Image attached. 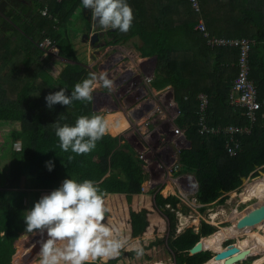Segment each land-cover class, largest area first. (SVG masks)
Segmentation results:
<instances>
[{
  "label": "trees",
  "instance_id": "obj_1",
  "mask_svg": "<svg viewBox=\"0 0 264 264\" xmlns=\"http://www.w3.org/2000/svg\"><path fill=\"white\" fill-rule=\"evenodd\" d=\"M7 1L0 0V119L20 122V130L14 135L24 149L22 153L14 149L12 156L24 162L27 181L25 189L19 190L23 196L17 203L0 194V264H5L6 256L15 253V240L26 232L24 216L39 200L41 192L54 190L66 178L78 182L92 180L103 196L112 193L108 172L114 171L117 188H126L127 180L128 190L123 195L128 205L130 234L132 237L143 235L149 227L150 210L133 209L131 203L133 196L142 190L144 161L120 135L109 131L89 154L62 151L54 124L74 126L82 115L99 114L93 110L92 101H73L68 107L54 104L51 109L46 104V95L61 88H66V94L70 95L74 85L91 74L79 63L84 57L82 42L71 40L74 34L88 33L92 25L83 12L82 0H19L16 7H11ZM127 3L134 14L131 29L127 33L105 31L110 37L105 43H124L137 37L140 44H136V48L140 55L155 56L154 74L149 82L155 89L167 85L172 88L178 109L174 123L189 141V147L181 150L180 159L194 172L195 198L201 204L199 210L204 211L208 204L222 203L227 192L238 189L242 176L255 177L264 169V108L258 111L250 133L238 136L241 148L235 155L226 152L223 134H200L197 99L200 91L208 96L205 114L209 125L249 124L244 110L229 102L231 83L237 72L232 64L236 50L210 48L205 44L194 29L198 16L188 0H127ZM200 4L201 16L211 33L255 39L249 52L250 77L257 86L259 99L264 101V0H200ZM44 7L48 8L49 16L41 14ZM45 37L55 41L58 56L76 62L57 61V72L48 69V57L38 46ZM69 156L74 158L69 161ZM48 162L53 165L51 171L46 166ZM20 171L21 168L13 166L7 176V187L15 186ZM263 185L264 173L245 188L258 190ZM154 201L167 218V246L173 253L174 263L214 262L213 259L207 262L213 256L210 248L194 254H190L189 249L201 237L213 234L217 227L201 219L196 231L189 226L176 233L175 210H181L180 198L158 192ZM182 210L186 212L187 207L182 206ZM259 216L264 217V214ZM245 229L260 233L254 228ZM159 241L142 244L140 249L144 252ZM232 242L228 239L224 245ZM212 248L219 250L215 245ZM129 252L121 250L119 256L104 264H117L123 254ZM254 258L249 256L235 264H247ZM263 260L264 254L253 264Z\"/></svg>",
  "mask_w": 264,
  "mask_h": 264
},
{
  "label": "rangeland",
  "instance_id": "obj_2",
  "mask_svg": "<svg viewBox=\"0 0 264 264\" xmlns=\"http://www.w3.org/2000/svg\"><path fill=\"white\" fill-rule=\"evenodd\" d=\"M17 2L19 0L7 1L11 7H16ZM83 12L87 14L88 8L83 9ZM90 21L92 23L91 31L74 34L71 38L72 41L82 42L84 57L79 63L84 65L91 74L99 77L100 74L106 73L108 78L114 81V90L109 91L104 87H98L93 92L92 108L99 115H103L109 131H116L118 128L122 132L120 136L123 140L131 144L144 161L145 178L142 182V190L139 195L133 196L131 207L133 209L146 207L150 210L148 230L141 236L132 237L127 222L128 205H126L123 195L128 190V186L117 188L114 183V171H110L107 175L112 181V193L103 196L105 207L108 210L104 223L118 229L120 234L128 239V244L122 249L126 252L135 250L136 247L140 248L142 244H148L152 240H160L139 255L137 253L130 254V252L123 254L117 264H175L173 253L167 246V218L154 201L155 194L158 192L164 196L169 194L178 196L181 200L179 203L181 210H175L176 233L177 227H183L181 229L183 230L192 226L196 231L203 218L218 229V227L230 226L233 221H238L240 217L255 208H260V213L264 214V207H260L264 205V185L258 190L245 188L247 183L261 176L264 169H260L259 175L255 177H246L247 180H244L238 189L227 192L222 203H211L205 207L204 211L199 210L201 204L195 200L197 184L194 172L184 166L180 159L181 150L189 147V144L182 132L178 131L172 123L173 116L176 115V107L172 101L170 89L158 93L152 92L148 78L153 60L150 57L136 60V58H132L133 54L131 53L133 52L126 53L116 46L111 48L113 44L105 43L109 40L108 36L105 35V30L93 20L91 13ZM94 32L99 37L94 44H90V36ZM137 42L139 39L134 37V39L124 42V45L128 48L134 47ZM109 47L110 49H107ZM44 55L48 57L46 67L54 72L58 71L55 64L57 61L76 62L60 57L53 52ZM131 61H133L132 64ZM128 64L131 73L127 72L130 75L127 77L124 72ZM136 112L139 118L134 116ZM114 120L115 122H113ZM20 126L19 121L0 119V194L15 203L22 198L23 195L19 190L25 189L23 186L27 181L23 167L24 162L15 160L12 156L14 144L19 142L15 139L14 134L20 130ZM146 127L148 128L146 129ZM157 134H159V138ZM16 159H19V156ZM13 166L21 168L20 179L18 178L15 186L7 187L9 182L7 176ZM50 191L52 190H43L40 196L48 194ZM252 191H256V197L243 202L241 197ZM182 206L187 207L186 212L182 210ZM249 228H254L255 231L264 234V222L251 225ZM260 233L257 234L260 236ZM245 235L246 233L243 232L240 236L237 235L229 239L233 240V243H237L238 238L245 237ZM31 236L32 234L27 232L20 234L14 242L15 254L10 260H6L5 264H19ZM222 242L215 246L222 249L221 245L225 246ZM258 244L261 248L252 254L256 257L248 264H253L256 259L263 257L264 240L258 241ZM210 249L214 253V248ZM39 260L40 255L28 264H39ZM97 262L104 264L105 261L97 260ZM260 264H264V260Z\"/></svg>",
  "mask_w": 264,
  "mask_h": 264
},
{
  "label": "clouds",
  "instance_id": "obj_3",
  "mask_svg": "<svg viewBox=\"0 0 264 264\" xmlns=\"http://www.w3.org/2000/svg\"><path fill=\"white\" fill-rule=\"evenodd\" d=\"M83 8L91 9V16L105 31L109 29L127 33L134 20V14L127 0H82ZM98 87L114 90V81L106 73L88 78L74 85V90L66 94V88L49 93L45 100L47 107L54 104L71 106L73 101L91 102L93 92ZM59 147L64 152L76 155L94 151L97 142L108 131V124L101 115L80 116L75 125L54 124ZM14 149L22 153L24 145L14 144ZM74 157L69 156L71 161ZM49 171L52 163H47ZM107 209L102 191L92 180L82 182L66 178L59 187L42 195L24 216L26 232L39 231L47 234L41 242L39 264H95L97 260L115 258L128 244L119 230L104 223ZM137 254L142 249L135 248Z\"/></svg>",
  "mask_w": 264,
  "mask_h": 264
},
{
  "label": "built area",
  "instance_id": "obj_4",
  "mask_svg": "<svg viewBox=\"0 0 264 264\" xmlns=\"http://www.w3.org/2000/svg\"><path fill=\"white\" fill-rule=\"evenodd\" d=\"M188 2L192 11L198 16L194 29L204 38L205 44L210 48L220 47L235 49L237 53L235 61L232 62V64L236 66L237 72L231 83L229 102L231 105L244 110V113L249 120V124L209 125L205 114L208 104V96L204 91L197 93V99L199 102L198 132L200 134H223L226 138L224 144L226 152L230 155H235L241 148L238 136L250 133L252 124L257 120L258 111L264 108V101L259 99L257 86L250 77L249 52L255 39L247 36L228 37L211 33L201 16L200 0H188ZM41 14L43 16H49L48 8L44 7L41 10ZM38 46L44 54L58 52L55 41L49 37L41 39L38 42ZM247 178L251 177L248 176ZM203 220L209 222L205 218H203ZM182 228L183 227H177V233L182 231ZM225 241L226 240L222 242L223 245ZM247 256H249V254ZM247 256L244 259H246Z\"/></svg>",
  "mask_w": 264,
  "mask_h": 264
},
{
  "label": "water",
  "instance_id": "obj_5",
  "mask_svg": "<svg viewBox=\"0 0 264 264\" xmlns=\"http://www.w3.org/2000/svg\"><path fill=\"white\" fill-rule=\"evenodd\" d=\"M85 9V8H83ZM90 9L88 8V13L85 14L86 18L90 19ZM92 26L89 28V31H91ZM99 35L94 32L90 36V44H94L98 40ZM153 59V62L155 61V56H151ZM154 70V68H153ZM189 144V141L186 140ZM244 180H247L246 177L242 176L241 181L243 182ZM128 184V181L126 180V185ZM260 207H264L260 206ZM260 209V208H259ZM259 209L255 208L251 211H249L247 214H244L242 217L238 219L236 222V225L239 223L241 224V227L246 228L251 225L257 224L259 222H264V217L259 216L260 211ZM108 214V210L105 214V216ZM47 239V234L46 232L41 234L39 231H36L32 236L30 237L27 246L24 248V251L22 253V256L19 260V264H28L30 263L33 259L39 256L40 253V247H41V242L43 240ZM228 240V239H227ZM206 249L203 246L202 242V237L200 240H198L190 249L189 253L194 254L196 252H199L200 250ZM248 253V249L245 250H239L238 246L235 245V243H229L225 247H222V249L218 251H214L213 256L209 259H214L215 261L224 259V264H235L237 262H240L246 254ZM15 254V253H14ZM13 255H8L6 256V260H10ZM246 257V256H245ZM209 264H216V262H209Z\"/></svg>",
  "mask_w": 264,
  "mask_h": 264
},
{
  "label": "bare ground",
  "instance_id": "obj_6",
  "mask_svg": "<svg viewBox=\"0 0 264 264\" xmlns=\"http://www.w3.org/2000/svg\"><path fill=\"white\" fill-rule=\"evenodd\" d=\"M255 197H256V191H252L251 193L245 194L241 198H242V201L244 202L247 200H251L252 198H255ZM243 232L246 233L245 237H241L240 239H238L235 245L238 246L239 250L248 249V253L245 256H247L248 254L252 255L258 252L261 248L260 245L258 244V241L260 240L263 241L264 237H262L261 235L259 236L256 232L246 230L245 228L241 227L240 223L236 225V221H233V225L231 224L230 226L218 227V229L213 234L202 237L203 246L204 248H211L212 246L216 244H220L222 241L228 238H233L237 235L240 236V234ZM245 256L241 259H244ZM222 260L224 261V259H221L218 261L214 260V262L218 264L219 261H222Z\"/></svg>",
  "mask_w": 264,
  "mask_h": 264
},
{
  "label": "crops",
  "instance_id": "obj_7",
  "mask_svg": "<svg viewBox=\"0 0 264 264\" xmlns=\"http://www.w3.org/2000/svg\"><path fill=\"white\" fill-rule=\"evenodd\" d=\"M107 39H110V37H107ZM131 39H134V37L133 38H131ZM131 39H129V40H131ZM128 40V41H129ZM128 41H126V42H128ZM136 44H140V42H137ZM119 47V48H121L122 50H124L126 53H128V52H133V53H131V54H133V59H135L136 58V60L137 59H144L145 57H150L151 59H152V57L151 56H141L140 55V52L138 51V50H136V45H134V47H126L125 45H124V43H116V44H113V45H111V48H113V47ZM107 49H110V47L109 48H107ZM140 55V56H139ZM116 61L118 60V59H115ZM153 60V59H152ZM132 62L133 61H131V64H132ZM154 64H155V61L153 62V64H152V69H151V73H150V75H149V78H148V81H149V79H151L152 78V76H153V74H154V70H153V68H154ZM127 72H129V73H131V69H130V66H129V64L125 67V72H124V75L125 76H130V75H128L127 74ZM119 84V83H118ZM149 85H150V82H149ZM150 87H151V85H150ZM165 89H170V94H171V98H172V101H173V103H174V105H175V107H176V115L178 114V109H177V105H176V103L174 102V100H173V94H172V88L169 86V85H167V86H165V87H163V88H160V89H155V88H153V87H151V91L152 92H155V93H158V92H161V91H164ZM176 115L175 116H173V121H172V123H173V125L176 127V125H175V123H174V118L176 117ZM135 117H138L139 118V115H138V113L136 112V115H134ZM110 121H112V120H110ZM114 122H115V120H114ZM148 127H146V129H147ZM117 130L116 131H109L110 133H112V134H118V135H121V133L122 132H120V130L118 129V128H116ZM143 129V128H142ZM176 129H177V127H176ZM184 136V135H183ZM157 137L159 138V134H157ZM131 145V144H130ZM125 177V176H124ZM126 179V178H125ZM127 186H128V184H127ZM233 225V224H232ZM229 239V238H228ZM249 256L251 257V256H253V255H251V254H249ZM249 256H247V258L249 257ZM253 257H256V256H253ZM246 258V259H247ZM243 260H245V259H243ZM207 262H209V260L207 261ZM241 262V261H240ZM206 263V262H205ZM248 264V263H247Z\"/></svg>",
  "mask_w": 264,
  "mask_h": 264
}]
</instances>
